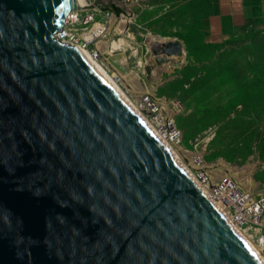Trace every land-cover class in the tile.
Here are the masks:
<instances>
[{
    "label": "water",
    "instance_id": "95a60500",
    "mask_svg": "<svg viewBox=\"0 0 264 264\" xmlns=\"http://www.w3.org/2000/svg\"><path fill=\"white\" fill-rule=\"evenodd\" d=\"M81 9L78 0H0V264H263L60 39ZM152 53L159 64L187 55L180 39L155 41Z\"/></svg>",
    "mask_w": 264,
    "mask_h": 264
},
{
    "label": "rangeland",
    "instance_id": "374dc122",
    "mask_svg": "<svg viewBox=\"0 0 264 264\" xmlns=\"http://www.w3.org/2000/svg\"><path fill=\"white\" fill-rule=\"evenodd\" d=\"M136 6L134 17L137 21L132 26V37H126L131 45L128 53L130 67L144 80L148 89L158 92L159 98L181 105V117L177 123L183 132V141L177 145L178 149L203 153L211 165L215 183L219 180L214 176L218 169L223 168L225 174L233 176L234 170L248 167L251 168L253 186L256 185L254 188L258 185L257 192L264 190V31L243 40H231L221 50L199 42L198 31L193 30L198 28L200 6L197 2L183 0L178 9L162 14L159 19L154 15H160V12L152 15L145 11L149 5L137 3ZM97 20L100 23L88 32L91 35L88 39L105 25L106 19L101 15ZM90 26L83 21L73 28L84 36ZM151 34L181 38L187 52L182 66L171 74L166 71L162 82L156 84L148 79L141 67V62L148 56L146 44ZM117 39L120 40L121 36ZM104 57L110 69L108 65L113 64L106 55ZM181 155L193 170L190 157L185 153ZM220 161L227 166L223 167Z\"/></svg>",
    "mask_w": 264,
    "mask_h": 264
},
{
    "label": "bare ground",
    "instance_id": "6f19581e",
    "mask_svg": "<svg viewBox=\"0 0 264 264\" xmlns=\"http://www.w3.org/2000/svg\"><path fill=\"white\" fill-rule=\"evenodd\" d=\"M78 1L81 7H83V9L73 11L70 14L71 19L76 18L78 15L79 16L82 15L83 12L89 11V8L92 6L89 4L88 0H78ZM99 23L100 22L97 21L96 25H98ZM127 28H129V19L124 17L122 20H116L114 18L108 27L103 25V27H101L97 31L96 35L92 39L99 38L96 48L99 50L102 59H98L96 56H94V54L91 51L87 50L86 48H84L83 45L77 43L76 41H71L69 39H66V43H69L72 47L78 50L81 53V55L92 65V67L114 89V91L127 103V105L135 112V114L141 118V120L145 123L146 126H148L149 130L153 133V135H155V137L171 152L176 162L187 173V175H189L191 179H193V181L204 192V194L216 205V207H218V209L226 217L230 225H232V227L241 235V237L252 248V250L257 254V256L264 264V247L262 246V244L260 242H256L253 239V237L250 236L246 231L240 229L237 225L234 224L231 214L228 208L226 209L225 204L221 201L216 200V198L214 199L215 196L214 192L207 185H205L202 181L199 180L198 176L194 173V171L185 163L183 155H181L182 153H185V155L190 157L189 159L192 160V164H194L193 158H197L200 156L202 157L203 153L185 152L182 149L179 150L177 145L171 142V140H173L174 137L173 133L168 136V132L166 131V129H164V127L161 128L158 127L155 124V122H153L150 119L148 113L144 112V110L140 106L142 94L150 90L145 85L144 80L137 73L132 72V69L130 67V63H129L130 57L128 56V53L131 48V45L126 39V37H129L130 39L132 36L126 33ZM90 31L91 30H89L88 32ZM88 32H86L87 34H85L84 36L82 34L80 35L83 36L85 39L90 40L88 39V37H91V35H89ZM109 36H112L111 39H109ZM120 36L121 39L120 40L117 39V37ZM147 39L148 40L146 45L148 47L149 54L144 60V62L143 61L141 62V67L145 69V73L148 78H149V74H148L149 72L147 71V67L150 68L153 79L152 80L149 79V80L153 84L155 82L161 83L163 74L166 71H167L166 73H170V74L174 73L175 69H177L181 63L183 64L185 62L187 55L186 53H184L183 56H173L170 59L171 62L159 64L158 58L162 56H156L152 53L153 42L158 40L165 41V40H175V39L158 37L153 34L148 36ZM104 55H106V57L109 59L110 61L109 63L113 64L116 68L113 65L107 64L111 70L108 69V67L105 64L106 61L104 60L105 59ZM116 70L118 73L115 72ZM160 101L167 109L170 108L169 105L172 102L169 101L167 98H163ZM178 109L180 110L179 107ZM170 113H171L170 110H168L166 112V115L169 116ZM219 164L224 165L223 167L227 166L223 161H220ZM249 170H251V168L248 167H244L243 169H239V170L236 169L233 171V176L237 179L239 185H241L246 190L251 191L252 189H255L254 187L256 185L253 186V183L251 181V173ZM215 175H216L215 179H221L224 176H226V174L223 172V168L218 169L216 172H214V176Z\"/></svg>",
    "mask_w": 264,
    "mask_h": 264
},
{
    "label": "built area",
    "instance_id": "2783aa9c",
    "mask_svg": "<svg viewBox=\"0 0 264 264\" xmlns=\"http://www.w3.org/2000/svg\"><path fill=\"white\" fill-rule=\"evenodd\" d=\"M90 5H93L95 0H88ZM143 3V0H116L114 6L122 9L123 12L117 13L115 10L105 9L103 7L95 8L94 10L87 11L88 14L78 15L76 18L68 16L64 30L59 34L60 39L66 41H76L87 50L91 51L98 59H102L99 50L96 48L99 38L87 40L81 36L78 30L74 29V25L83 22L85 25H91L87 28L86 32L93 30L97 23V18L101 15L106 19L105 26L108 27L111 21L122 20L124 17L129 19V28L126 33L130 34L132 26L136 23L134 8ZM84 34V33H83ZM140 106L144 112L148 113L150 119L155 122L158 127H164L168 132V136L173 133L174 137L171 142L175 145H180L183 141V132L177 123V117L181 113V105L174 103L170 104L167 109L158 97V92L148 91L142 94ZM172 102V101H171ZM180 107V110L178 109ZM170 110V115L167 116L166 112ZM161 117V118H159ZM154 118V119H153ZM194 173L198 176L199 180L207 185L215 194L214 199L221 201L228 208L233 222L240 229L246 231L253 237L256 242H260L264 247V193L258 197L252 194V191H247L239 185L237 179L232 174H226L223 178L219 179L216 183L212 181V170L206 161V156L193 158ZM232 222V223H233Z\"/></svg>",
    "mask_w": 264,
    "mask_h": 264
},
{
    "label": "crops",
    "instance_id": "0c3cea01",
    "mask_svg": "<svg viewBox=\"0 0 264 264\" xmlns=\"http://www.w3.org/2000/svg\"><path fill=\"white\" fill-rule=\"evenodd\" d=\"M182 1L143 0V4L150 6V8H144L150 14L160 12V15H154L155 19H159L163 16L162 14L178 9ZM190 1L197 2L198 6H200L198 28L194 27L193 30L195 32L196 30L198 31V40L204 45L221 46L232 39L247 37L249 34L261 30L264 31V0ZM176 38L178 37H172V39ZM178 39L181 40V38ZM256 188L252 191L254 196L258 197L261 193H264V190L257 192Z\"/></svg>",
    "mask_w": 264,
    "mask_h": 264
},
{
    "label": "trees",
    "instance_id": "16d2710c",
    "mask_svg": "<svg viewBox=\"0 0 264 264\" xmlns=\"http://www.w3.org/2000/svg\"><path fill=\"white\" fill-rule=\"evenodd\" d=\"M114 10H115V12H117V13H121V12H123V10L122 9H119V8H114ZM261 32V31H260ZM257 33H259V31L258 32H255V33H251V34H249L248 35V37L249 36H251V35H255V34H257ZM198 37H199V33H198V35H197ZM246 37H240V38H238V39H245ZM199 39V38H198ZM232 40H236V39H232ZM231 41V40H230ZM227 42H229V41H227ZM204 45V44H203ZM204 46H206V47H213V48H221V50L223 49V48H225L226 47V43L225 44H223V45H221V46H209V45H204ZM180 117H181V115H179L178 117H177V121L180 119ZM180 127V126H179ZM181 128V127H180ZM246 162V161H245ZM244 163V162H243ZM243 163H241V164H243Z\"/></svg>",
    "mask_w": 264,
    "mask_h": 264
}]
</instances>
